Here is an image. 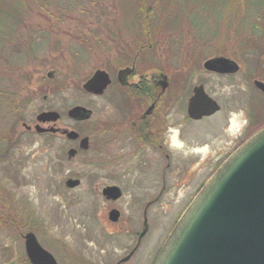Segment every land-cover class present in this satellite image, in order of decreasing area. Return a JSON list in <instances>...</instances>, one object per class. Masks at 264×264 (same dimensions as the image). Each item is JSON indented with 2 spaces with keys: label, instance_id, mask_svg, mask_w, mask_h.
Returning <instances> with one entry per match:
<instances>
[{
  "label": "rangeland",
  "instance_id": "rangeland-1",
  "mask_svg": "<svg viewBox=\"0 0 264 264\" xmlns=\"http://www.w3.org/2000/svg\"><path fill=\"white\" fill-rule=\"evenodd\" d=\"M226 4L227 0H98V3L54 0L46 8L34 1L27 5L24 32L29 40H35L36 54L21 56L18 48L10 46L7 49L6 46L5 54H10L15 66L5 68L0 74V90L9 91L17 104L16 115H5L6 103L4 96H0V124L4 129L15 127L12 130H20L22 134L19 141H4L0 146V213H13L17 225L19 215L26 218L24 214L31 213L40 223L37 227L39 240L50 251L58 247L54 243L58 240L66 244L72 255L75 252L92 257L108 256L101 252L99 244L101 227L108 223L104 217L107 200L98 189L102 185L97 181L94 165L97 159L94 122L103 100L84 92L82 84L96 69L107 70L113 76L120 62H128L133 58L132 54L147 46L152 58L150 65L158 66L169 76L174 75L173 82L177 84L171 85L173 89L175 86L172 93H176L178 84L182 83L183 108L193 87L200 83L223 107L227 106L229 98L237 96V101L242 99L247 105L253 102L261 108L264 98L252 83L256 78L261 79L257 71L258 57L247 54L248 50L239 46L234 32L237 18L240 20L239 13L231 11L230 7L227 9ZM169 17L172 25L177 27L176 31L169 30L163 23H168ZM232 19L236 22L234 25H231ZM3 20L0 16V35L6 32ZM238 23L241 26L242 21ZM243 25L247 36L249 28L244 22ZM145 53L148 52L145 50L142 55ZM219 54L239 60L241 72L222 77L209 73L202 65L196 71L186 69L179 73L176 69L182 57H193L195 62L201 57L203 62ZM142 55L136 56L138 66L143 61ZM261 62L264 67V56ZM49 72H53L51 77ZM10 103L12 105V101ZM75 105H86L94 111L90 130L83 131L91 137L88 152L79 150L76 157L68 159L67 151L78 147L74 142L59 133L32 137L24 130L23 123L34 126L38 122L37 114L45 110H56L61 114L57 127L76 128L75 122L66 114ZM183 112L186 113V108ZM226 113L223 109L216 118L190 123L189 133L193 135L194 129L200 131L217 125ZM256 123L255 130L264 125V117ZM70 177H79L80 187L67 188L65 183ZM125 186V194L116 206L122 209L127 223L142 224L146 203L139 199L142 190L132 184ZM160 203V207L165 205L166 214L162 208L155 210L153 205L148 210V222L157 228H170L171 208L178 202L169 198ZM19 232L14 226L0 230V262L7 256L4 252L7 248L14 258L22 256Z\"/></svg>",
  "mask_w": 264,
  "mask_h": 264
},
{
  "label": "flooded vegetation",
  "instance_id": "flooded-vegetation-1",
  "mask_svg": "<svg viewBox=\"0 0 264 264\" xmlns=\"http://www.w3.org/2000/svg\"><path fill=\"white\" fill-rule=\"evenodd\" d=\"M167 21L168 23H163L169 26V30L176 31L177 27L172 25L170 17ZM138 54L139 50L132 54L133 58H130L128 62H120V66L114 71L115 73H112L114 79L110 74L111 82L104 93L96 95L103 100V104L101 109L99 108L94 122L97 151V159L94 165H96L98 172L97 181L99 180V185H102L98 187L101 196H103L104 188L110 185L121 189V197L125 194L126 184L141 188L142 192H140L139 199L146 201L142 224L127 223L122 209L116 206L121 197L112 200L103 196L107 200L104 217L108 223L102 225L101 240L98 241L101 252L108 254V256L92 257L75 252L72 255L71 250L65 246L66 244L58 240L54 242L58 247L50 251L39 240L37 227L40 223L33 218L31 213L24 214L26 218L19 215L20 222L17 225L12 218L15 216L13 213L2 212L0 213V230L13 226L16 229L19 228L18 235L22 242V251H20L22 256L14 258L12 251L8 248L4 249L7 256L0 264H35L30 262L26 251V235L30 232L34 233L40 245L53 255L56 264H155L157 255L166 243L175 223L178 222L189 204L197 196L199 190L227 157L258 130H255V124L259 118L264 117V106L258 108V106H254L253 102L247 105V102L242 99L237 101V96L228 99V108L227 106L223 107L212 96L220 104V109L212 116L191 118L187 108L190 97L186 103V113L183 112L185 102L180 94L181 91L183 92L182 83L178 84L179 88L176 89V93H172L175 86L173 89L171 85L177 83L171 80H169V87L161 88V85L156 84L150 78L152 73L162 72L158 66L150 65L151 54L148 52L144 56L142 55L143 61L140 62L139 66L136 64ZM219 55L232 58L223 54ZM219 55L210 56L207 59ZM193 59L190 56L182 57L176 68L179 73L186 69L196 71L201 65L204 69L203 64L207 59L203 62H201V57L200 59L197 58L196 62ZM232 59L240 64L238 72L231 74L210 73L222 77L237 75L241 72L242 66L239 60ZM191 60L194 63H191ZM143 63L144 65L141 67ZM148 66L155 69L151 70ZM126 67H133L134 70L128 76H119L120 70L126 69ZM145 71L146 73H144ZM257 91L264 98V93L259 89ZM249 107L250 110L248 111ZM223 109H226L227 113L222 120L219 118L220 121H217V123L219 122L217 125L204 127L200 131L194 129L193 135L189 133L190 123L215 117ZM255 110L256 113H254ZM93 116L94 111L90 119L76 121L72 119L77 127L67 129H74L79 132L80 137L76 140L68 139L61 132H39L35 126L38 122L34 126L23 123V126L26 133L31 134L32 137L36 135L45 136L46 134L55 136L59 133L68 141L74 142V145L79 146L80 139L85 136L89 137L91 143V137L89 134H84L83 131L90 130ZM49 124L44 123L42 126L49 127ZM21 135L20 130H15L9 140L12 142L19 141L18 137ZM90 148L91 144L89 149L81 150V152H88ZM77 149L79 154L80 149L78 147ZM78 187L80 186L75 188ZM169 198L179 203L171 208L172 218L170 222H172V226L170 228L151 226V223L148 222V210L154 205L155 210L162 208L166 214L165 205L163 204V208L158 204H161L160 201ZM114 209L120 212L117 221L110 218V213ZM24 228L25 230H23ZM110 248L112 249L109 250ZM7 250L10 251V255L6 252Z\"/></svg>",
  "mask_w": 264,
  "mask_h": 264
},
{
  "label": "water",
  "instance_id": "water-1",
  "mask_svg": "<svg viewBox=\"0 0 264 264\" xmlns=\"http://www.w3.org/2000/svg\"><path fill=\"white\" fill-rule=\"evenodd\" d=\"M203 65L206 70L221 74L240 70L237 61L220 55L207 59ZM133 70V67L122 68L119 76H128ZM150 78L163 89L169 87V77L164 72H154ZM110 79L106 70L96 69L82 87L85 92L101 95ZM253 83L264 93V81L255 79ZM203 85L195 86L190 96L187 108L191 118L212 116L220 109V104ZM92 114L91 109L82 105L68 110V116L75 121L90 119ZM60 118L56 110L42 111L37 114L35 126L39 132H61L70 140L78 139V131L56 126ZM44 123L54 124L45 127L41 125ZM89 143V137L85 136L78 148L87 150ZM77 154V148H70L68 159ZM80 183L78 178H69L66 186L75 188ZM199 191L175 224L155 264H264V127L238 146ZM121 194L117 186L110 185L103 190L107 199L117 200ZM119 216L116 209L110 213L113 221ZM25 242L30 262L56 264L34 233H28Z\"/></svg>",
  "mask_w": 264,
  "mask_h": 264
},
{
  "label": "trees",
  "instance_id": "trees-1",
  "mask_svg": "<svg viewBox=\"0 0 264 264\" xmlns=\"http://www.w3.org/2000/svg\"><path fill=\"white\" fill-rule=\"evenodd\" d=\"M35 2L41 8L48 7V4L53 2L54 0H0V16L4 19L3 26L6 27V32L0 35V74L4 73V69L10 66H15L11 62L10 54L9 56L5 54L6 46L7 49L12 46L19 49L21 56L28 57L32 54H36L37 49L35 46L34 39L29 40V38L25 35V26L27 22L25 21L27 18V5H30L32 2ZM82 1V0H81ZM94 3H98V0H91ZM84 5V3L82 4ZM231 11H235L237 14L239 13V18H237V23L233 22L232 19L231 25L236 23L237 27L239 26V22L242 21L239 29L235 27V34L238 36L237 41L239 46L245 47L248 51L249 55H256L258 57V67L257 71L259 73V78L264 80V67L261 65V57L264 56V0H227L226 8ZM140 10V9H139ZM243 22L248 26L249 31L247 36L245 32H243ZM151 32V31H150ZM245 34V36H243ZM45 38L47 39V35L45 34ZM245 38V41H243ZM242 39V40H241ZM141 43V42H140ZM143 43V42H142ZM141 43V44H142ZM241 43V44H240ZM138 47V46H137ZM140 49V48H138ZM149 52V47H142L139 51V56L143 54L144 51ZM13 68V67H12ZM74 70H77L76 68ZM174 76V75H173ZM171 77L173 82L174 77ZM0 96H4L6 106L4 114H8V116L15 114L17 109V104H14V98L8 91H1ZM12 101V105L11 102ZM25 102V100H24ZM2 103V102H1ZM1 105V104H0ZM16 115V114H15ZM21 120V118H17ZM17 120V121H18ZM19 122V121H18ZM2 124V123H1ZM0 124V146H2V142L9 141L12 136V129H4ZM18 124V123H17ZM4 148V146H3ZM3 148L1 150H3Z\"/></svg>",
  "mask_w": 264,
  "mask_h": 264
},
{
  "label": "bare ground",
  "instance_id": "bare-ground-1",
  "mask_svg": "<svg viewBox=\"0 0 264 264\" xmlns=\"http://www.w3.org/2000/svg\"><path fill=\"white\" fill-rule=\"evenodd\" d=\"M27 187L29 188V185Z\"/></svg>",
  "mask_w": 264,
  "mask_h": 264
}]
</instances>
